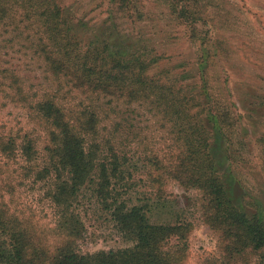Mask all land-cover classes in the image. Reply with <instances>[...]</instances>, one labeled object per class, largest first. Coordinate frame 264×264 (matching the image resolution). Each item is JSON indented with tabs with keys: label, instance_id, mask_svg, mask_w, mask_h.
I'll return each instance as SVG.
<instances>
[{
	"label": "rangeland",
	"instance_id": "374dc122",
	"mask_svg": "<svg viewBox=\"0 0 264 264\" xmlns=\"http://www.w3.org/2000/svg\"><path fill=\"white\" fill-rule=\"evenodd\" d=\"M48 1L63 11L59 28L71 39L77 36L82 51H104L113 42L112 51L124 53L128 46L126 59L144 63L146 76L160 90L139 94L132 103L77 90L70 79L51 74L28 22L30 29L22 33H2L0 133L16 138L11 159L0 153L7 219L29 230L35 248L54 253L69 242L76 253L93 255L135 247L116 214L136 209L149 225L183 228L165 243L167 251L187 245L180 264L221 260L220 235L205 222L202 193L183 181L188 172L182 167V128L190 126L196 138L202 122L213 155L222 160L214 144L219 131L209 115L219 117L232 188L245 193L249 210L257 200L264 211V0ZM48 99L66 112L76 138L72 150L79 147L84 160L90 159L84 181L66 202L69 208L56 206L52 195L58 173L69 187L72 181L70 170L54 169L62 148L58 128L36 110ZM174 102L179 112L166 105ZM27 140L36 154L23 151ZM218 168L228 177L226 166ZM74 219L81 224L78 236L59 230ZM1 235L0 244L9 243ZM236 264L264 260L248 256Z\"/></svg>",
	"mask_w": 264,
	"mask_h": 264
},
{
	"label": "trees",
	"instance_id": "16d2710c",
	"mask_svg": "<svg viewBox=\"0 0 264 264\" xmlns=\"http://www.w3.org/2000/svg\"><path fill=\"white\" fill-rule=\"evenodd\" d=\"M8 3L9 0H0V36L2 33H8L9 29L22 33L25 28L30 29L25 24L28 22L35 30L34 35L37 33L35 46L39 47L51 74L70 79L75 89L114 95L115 99L130 103L134 102L139 94H146L153 89L160 90V87L152 84L146 76L144 63L126 59L128 46H123L124 53L112 51L115 47L113 42L106 43L104 51L101 48L82 51L81 46L76 44L77 36L74 35L71 39L66 31L59 28L63 11L48 0L34 3L31 0H23L21 3L13 0ZM53 100L37 103L36 110L48 121L49 126L58 128L62 138L61 156L54 169L57 172L70 170L72 185L69 187L65 181H61L62 174L58 173L53 183L52 195L56 206L66 205L69 208L66 202L75 197L76 188L84 181L90 159L84 160L79 147L72 150V140L76 138L71 135L66 112L57 107ZM166 105L174 110V113L179 112L175 110V102ZM209 117L219 131L214 143L216 157L222 154L224 157L222 160H216L211 151L210 133L202 122V132L197 134L196 138L190 126H183L185 158L182 160V167L188 172L183 181L201 191L205 222L220 235L221 260L214 264H236L239 259L248 256H256L263 262L264 211L260 208L261 202L253 201L255 210L252 212L246 203L245 193L232 188L234 182L229 167V153L228 150L224 151L226 139L222 134V123L217 115L210 114ZM262 142L264 146V137ZM24 146L25 154H36L33 141L27 140ZM15 151L16 138L0 133V153L11 159ZM220 166H226L228 177L223 178L219 174ZM45 170L50 171L49 168ZM102 177L107 179L106 175ZM178 180L182 181L180 178ZM4 209L5 204L0 194V233L9 240V243L4 241L0 244V260L4 264H180L183 263L187 251L186 244L169 251L165 248L170 233L183 228L149 225L145 216L136 209H131L117 210L116 221L120 230L134 239L135 247L81 255L72 250L74 248L71 243L66 242L63 247H57L54 253H50L44 246L33 247L31 241L34 237L29 230L21 223L7 219L8 214ZM79 226L81 227L79 220H66L59 230L69 236H78Z\"/></svg>",
	"mask_w": 264,
	"mask_h": 264
}]
</instances>
